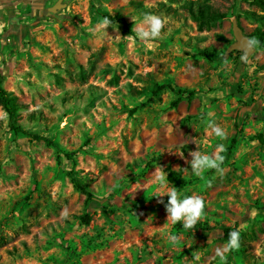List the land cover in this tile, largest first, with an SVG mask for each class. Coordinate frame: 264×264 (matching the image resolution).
Listing matches in <instances>:
<instances>
[{
    "label": "rangeland",
    "instance_id": "rangeland-1",
    "mask_svg": "<svg viewBox=\"0 0 264 264\" xmlns=\"http://www.w3.org/2000/svg\"><path fill=\"white\" fill-rule=\"evenodd\" d=\"M186 1L61 0L50 11L57 0H0L1 85L16 95L22 126L54 142L13 133L0 107V264H264V46L249 36L264 17L247 11L264 13L208 0L226 16L200 27ZM102 11L133 31L146 13L165 23L141 41L119 22L103 28ZM234 18L253 45L243 61L239 50L224 56ZM155 83L195 93L171 105L177 94L165 87L149 100ZM232 137L219 170L192 174L191 152L224 157ZM71 177L101 199L89 224ZM173 187L203 199L197 223L210 230L167 217V194H152ZM235 223L239 247L223 251L221 227Z\"/></svg>",
    "mask_w": 264,
    "mask_h": 264
},
{
    "label": "trees",
    "instance_id": "trees-1",
    "mask_svg": "<svg viewBox=\"0 0 264 264\" xmlns=\"http://www.w3.org/2000/svg\"><path fill=\"white\" fill-rule=\"evenodd\" d=\"M248 3L252 5H256L259 7V9L264 13V0H246ZM185 9L189 12L191 18L198 21L199 26L202 27L203 25H209L214 24L217 20L222 19L226 16L224 12H219L217 9L213 8L212 5L208 2V0H187L184 3ZM100 17L103 19L104 17H108L112 23L119 22L122 24L123 30L129 32L130 34H133L134 31L130 28L128 22H126L121 16L118 14H111L108 12H99ZM247 14L251 16L257 17H264V14H255L252 11H247ZM249 36H254L256 38L257 43L259 46H264V29L255 28ZM220 38L224 39V36L219 35ZM199 53L201 55L207 56V57H216L213 54L212 49L205 48L202 50H199ZM230 53L229 55H231ZM78 76L83 79L84 74L80 71ZM116 75L112 76V79H116ZM1 78L2 75L0 73V107L6 112L7 119H8V127L12 130L13 133L16 134H25L29 136L32 139L35 140H43L47 145H53L54 142L49 137L43 136L39 133L32 132L27 130L22 126V124L19 122L20 114H19V108L20 103L17 101L16 95H14L12 92L6 90L1 85ZM169 87L171 90H173L177 97L171 101V105H176L179 99L186 95L187 97H191L194 95L195 91L193 89H188L186 87H180V86H173L169 83H155L153 88L151 89V94L148 97L149 100L153 98L158 92L165 88ZM260 139L263 140V138L260 136ZM235 142L234 137L231 138L230 143L226 147V153L223 157V161L221 164L225 163L227 160V157L232 149V146ZM59 151L63 152L62 149H59ZM65 156H69V153L63 152ZM168 180L172 181L174 185L178 188H181L185 184V180L181 177H178L174 174L173 171L169 172L168 174ZM71 182L73 187L80 191L82 194H84V208L85 211L79 215V219L82 223L89 224L91 221V212L89 208L92 207H99L101 205V199L98 197L90 188H88L85 184H83L79 179L75 177H71ZM178 226H181V224H177ZM195 227H199L204 230H210L211 227L207 224L202 223H196ZM233 230H237L236 223L234 226H222L221 227V234L219 236V239L221 240H227L229 238V233Z\"/></svg>",
    "mask_w": 264,
    "mask_h": 264
},
{
    "label": "clouds",
    "instance_id": "clouds-1",
    "mask_svg": "<svg viewBox=\"0 0 264 264\" xmlns=\"http://www.w3.org/2000/svg\"><path fill=\"white\" fill-rule=\"evenodd\" d=\"M165 21L158 15L146 13L143 17L142 23L134 29L136 37L141 41L154 40L161 35V29L164 26ZM111 21L108 17H104L101 21V25L106 29ZM255 43V41H252ZM211 123V122H210ZM212 132L220 138L225 136V130L211 123ZM222 148V146H221ZM191 160L188 161L193 175L199 176L204 170L207 169H220V165L223 161V156L216 154L215 156L205 154L199 151L191 152ZM158 184L163 187L166 184V176L161 173L155 177ZM107 195V193H104ZM164 194L168 196V202L165 204L167 211V217H171L173 223H182L185 229L192 228L202 215L204 209V201L200 197L184 196L178 192L176 188H171L164 192H154L152 196L162 197ZM160 202H163L162 200ZM67 216V212L64 213ZM169 242L172 246L176 244V237L169 236ZM240 236L237 230H233L229 233L227 242V248L223 251L234 249L239 247ZM223 251L217 250V255L223 258ZM195 259H199L196 257Z\"/></svg>",
    "mask_w": 264,
    "mask_h": 264
},
{
    "label": "water",
    "instance_id": "water-1",
    "mask_svg": "<svg viewBox=\"0 0 264 264\" xmlns=\"http://www.w3.org/2000/svg\"><path fill=\"white\" fill-rule=\"evenodd\" d=\"M61 0H57L53 5L48 7L50 11H56L61 7ZM232 33L234 40L227 46L224 56H227L233 50L242 51V61L253 51V45L251 44L248 36L242 31L241 27L234 18L232 20Z\"/></svg>",
    "mask_w": 264,
    "mask_h": 264
}]
</instances>
